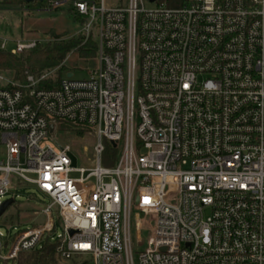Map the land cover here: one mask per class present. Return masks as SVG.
Here are the masks:
<instances>
[{"label":"built area","instance_id":"1","mask_svg":"<svg viewBox=\"0 0 264 264\" xmlns=\"http://www.w3.org/2000/svg\"><path fill=\"white\" fill-rule=\"evenodd\" d=\"M34 1L76 13L97 64L56 88L0 75V204L19 183L49 198L41 225L0 229V264L46 239L62 259L134 264L132 223L138 244L149 232L138 264H264V0ZM60 123L94 137L93 166L71 165Z\"/></svg>","mask_w":264,"mask_h":264},{"label":"rangeland","instance_id":"2","mask_svg":"<svg viewBox=\"0 0 264 264\" xmlns=\"http://www.w3.org/2000/svg\"><path fill=\"white\" fill-rule=\"evenodd\" d=\"M144 1L146 7L155 5V3H151L147 0ZM40 6L38 1L31 2L29 6L26 5L23 8L0 5V43L2 38H7L9 40L7 41L6 50L9 51V49L13 47L12 40L15 39H36L39 42H51L55 40L54 35H59L60 38H70L73 36L79 22L75 21L72 16L66 13L65 8L53 12H45L40 10ZM62 64L72 69L73 78L83 79L89 76V70L97 64V57L95 56L94 59L90 60H83L79 58L76 51L72 49L68 52ZM55 70L56 68L49 69L44 73H48L51 76L55 73ZM0 75L5 79H12L11 76L5 72L0 71ZM2 84L3 81H0V85ZM58 130L61 134L60 138L62 141L71 146V151L69 152L71 165L74 167L93 166L92 146L95 141L94 137L84 131L81 135H76L72 130H63L60 126H58ZM10 197H14L15 202L4 212V215L0 217V229L6 230V224H13L16 228L22 229L36 225L39 226L44 222L43 215H36V213H39L40 209L49 203V198L35 186L25 183L15 184V188L13 187L1 200ZM16 207L20 209L16 218L19 222L14 220L16 217L14 216ZM9 214H14L12 220ZM132 228L133 262L134 264H138V253L144 249L149 232L146 223H143L142 230L139 234L143 242L138 244L135 240L133 223ZM10 232L13 234L15 230L11 228ZM59 233H63V230L57 223L55 234ZM84 259L85 257L83 256L73 257L72 260L59 257L58 264H81ZM73 261L75 262L73 263Z\"/></svg>","mask_w":264,"mask_h":264},{"label":"trees","instance_id":"3","mask_svg":"<svg viewBox=\"0 0 264 264\" xmlns=\"http://www.w3.org/2000/svg\"><path fill=\"white\" fill-rule=\"evenodd\" d=\"M185 1L186 0H164L165 4L170 7L181 6ZM30 3L31 2H26L25 0H0V5L2 6H15L20 8L26 5L29 6ZM66 13L72 16L75 21L79 23L82 21L76 13L72 11H67ZM54 36V41L36 43L31 48L25 49L18 54H12L10 51L0 48V71L9 74L13 80L23 82L28 74L38 78L45 71L56 68L54 71L55 73L38 82V88H56L59 85V81L65 77L66 73L72 71V69L62 64L70 50L74 49L78 57L83 60L95 58L97 52V43L95 39L90 37L83 42L80 35H73L70 38H60L59 35ZM60 128L63 130H72L76 135H81L83 133V130L72 127L67 123H60ZM116 153L117 149L107 143L102 163L104 165L113 164V156H115ZM108 155H112L111 160L107 159ZM19 211L20 209L16 207L14 210L15 215L13 214L16 216L14 220L17 222H19V220L16 219ZM9 215H11L10 219L12 220L13 215ZM58 250L57 242L46 239L39 249L19 253L14 264H58ZM74 257L79 256L77 255ZM72 258L67 260H72ZM74 262L75 261H73V263ZM89 263V258L87 257L81 262V264Z\"/></svg>","mask_w":264,"mask_h":264},{"label":"water","instance_id":"4","mask_svg":"<svg viewBox=\"0 0 264 264\" xmlns=\"http://www.w3.org/2000/svg\"><path fill=\"white\" fill-rule=\"evenodd\" d=\"M26 2H31L32 0H25ZM72 72H67L66 77H72ZM52 130V126H50V131ZM114 145V143H113ZM14 203V198L10 197L2 201L0 204V216L8 209L9 206H11ZM70 234L73 233L72 230L69 231Z\"/></svg>","mask_w":264,"mask_h":264}]
</instances>
